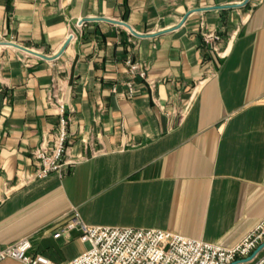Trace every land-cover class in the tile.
Returning <instances> with one entry per match:
<instances>
[{
	"label": "crops",
	"instance_id": "0c3cea01",
	"mask_svg": "<svg viewBox=\"0 0 264 264\" xmlns=\"http://www.w3.org/2000/svg\"><path fill=\"white\" fill-rule=\"evenodd\" d=\"M2 41L53 57L0 44V245L27 237L66 262L88 246L54 235L76 211L227 247L264 217V0H0ZM56 98L68 161L28 180L59 132Z\"/></svg>",
	"mask_w": 264,
	"mask_h": 264
},
{
	"label": "built area",
	"instance_id": "2783aa9c",
	"mask_svg": "<svg viewBox=\"0 0 264 264\" xmlns=\"http://www.w3.org/2000/svg\"><path fill=\"white\" fill-rule=\"evenodd\" d=\"M68 36H72L71 33ZM220 38L221 35L216 32L204 35V40L213 44H217ZM125 63L130 78H147L145 64L131 58H127ZM126 87L129 96L134 95L132 80L126 83ZM56 104L59 132L51 148L41 144L32 150L36 169L28 180L43 178L50 172H60L68 161L65 156L69 116L64 102L56 98ZM73 229L80 232L79 239L88 246L66 262H56L41 253L31 254V242L27 237L0 245V261L12 258L22 264H229L250 255L264 240V217L239 242L227 247L156 228L93 226L85 223L76 211L57 228L54 235L66 236ZM254 264H264V254Z\"/></svg>",
	"mask_w": 264,
	"mask_h": 264
},
{
	"label": "water",
	"instance_id": "95a60500",
	"mask_svg": "<svg viewBox=\"0 0 264 264\" xmlns=\"http://www.w3.org/2000/svg\"><path fill=\"white\" fill-rule=\"evenodd\" d=\"M244 2L246 3L247 0H244ZM218 7H221V6L218 5ZM186 16H187V14L184 15V17L182 19V22L186 19L185 18ZM99 19H104V20L111 21V22H114V23L118 22V23L124 24L125 26H127L131 30V32H133V33H135L137 35H142V34L136 33L133 29H131V27L126 22H124L122 20H112V19H107V18H103V17L99 18ZM70 39L71 38L68 37L65 40V42L61 46V48H60V50H59L57 55H59L62 52V50L67 46V44L70 42ZM2 43L10 44V45H12L14 47L21 48V49L25 50L26 52L33 53V54L38 55V56H40L42 58H51V57H53V56H48L47 54L45 55L43 53L37 52V51H35L33 49L30 50L29 48H26V47H24V46H22V45H20L18 43H13L11 41H2V42H0V44H2ZM263 246H264V240L259 245L256 246V249L250 255H248L246 257H243L242 259L234 260V261L230 262L229 264H238V263H240L242 261H248V260L252 259L256 255V253L262 249Z\"/></svg>",
	"mask_w": 264,
	"mask_h": 264
}]
</instances>
